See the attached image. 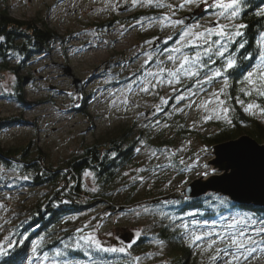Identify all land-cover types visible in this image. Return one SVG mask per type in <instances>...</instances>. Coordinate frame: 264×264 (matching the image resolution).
<instances>
[{"label":"rangeland","instance_id":"1","mask_svg":"<svg viewBox=\"0 0 264 264\" xmlns=\"http://www.w3.org/2000/svg\"><path fill=\"white\" fill-rule=\"evenodd\" d=\"M162 2L177 6L183 0ZM197 3L199 6L175 7L172 18L180 19L185 15L184 22L187 24V14L195 13L197 20L190 25H207L213 21L212 10L206 11L207 5L202 0H197ZM0 9L6 10L14 19L42 22L59 38L44 54L26 60L18 69V73L25 77L23 89L26 101L31 105L21 108L10 98L14 76L3 74L0 117H16L19 123L0 131V147L23 145L34 139L53 166H62L70 156L80 153L84 146L113 135L120 127L130 126L147 131L154 139L151 145L143 141L136 145L134 162L122 173L119 187L110 195L113 203L97 202L84 214L65 223L58 237L66 236L68 247L55 246L51 256L46 250L40 253L41 244L38 243V254L42 256L46 252L50 258L43 264H51L52 260L57 259V249L63 252L62 259L56 260L60 264H65V261L67 264H94L101 259L99 254L106 251L83 241L77 247V238L90 234L100 242L101 248L123 247L125 251L121 253L128 254L140 236L154 231L159 219L179 227L185 244H190V241L181 224L188 223L189 230L196 227L198 231H208L211 223L209 227H202L203 223L195 220L190 212L176 215L171 211L170 201H174L172 198L177 200L175 195L185 198L182 189L195 179L204 177L206 180L223 173L210 164L213 147L208 150L195 139L180 140L177 136L173 146L167 147L159 143L158 135L162 133L166 138H173L177 121L199 133L209 132L210 123L216 119L205 122L202 116L206 113L195 105L213 90L221 88L223 82L216 80L205 93L181 101L172 98L175 93L167 83L158 85L148 93L141 92L134 84V74L138 76L145 67L153 70L156 67L152 62L142 67L146 57L141 53L151 50L145 42L156 43L162 39V47L155 46L162 51L173 47L179 39L177 32L181 26L162 27L158 22L150 23L148 19L171 14L173 10L141 2L134 5L133 0H0ZM142 11H157L158 15L143 17ZM170 36L172 39H168ZM87 46L97 47L99 55L95 58L85 57ZM159 59L165 57L160 55ZM166 66L172 67L171 63H166ZM67 68L70 74L66 72ZM73 79L81 81L80 91H76ZM186 81L175 87L183 90L185 85H189ZM130 83L133 84L131 92L127 89ZM161 97L167 99L168 103L161 105L162 111L155 112ZM125 99L128 101L126 104L123 103ZM190 103L192 107H187ZM174 158L179 162L183 159L184 164L176 167ZM189 164L194 166L186 169ZM204 165H207V169ZM205 171L208 175H203ZM86 172L90 175H85ZM86 172L83 175L85 188L94 191L93 175L90 171ZM22 180L23 177L13 168L0 163V242L4 241L5 233L19 217L27 216L37 198L49 192L48 187L30 186ZM113 204L117 205L115 210L111 207ZM231 217L239 219L244 214L233 212L227 216L220 215L216 218L215 228L211 230L224 232ZM193 221L196 223L193 224ZM78 229L81 231L77 232ZM123 237L128 240L127 243ZM211 239L216 237L212 236ZM224 246V243H217L208 248V241L203 240L191 246V249L198 257V264H228L232 252L228 255L221 252L217 260L211 259L217 255L216 248ZM32 247L20 264H33L30 260ZM67 249L81 251L83 257L65 256ZM163 256L164 247L154 239L149 241L148 249L138 253L137 264H161ZM67 258L75 259L70 261ZM239 264H264V252L257 251L248 259L241 256Z\"/></svg>","mask_w":264,"mask_h":264},{"label":"trees","instance_id":"2","mask_svg":"<svg viewBox=\"0 0 264 264\" xmlns=\"http://www.w3.org/2000/svg\"><path fill=\"white\" fill-rule=\"evenodd\" d=\"M261 10H264V0H243L240 14L235 19L236 23L246 25L242 30L243 36L237 38L246 43L242 49H238V45L229 48L237 60V67L228 72L229 87L226 90L227 95L232 98L228 101L229 106L234 109L230 113L232 123L227 124L216 119L210 123V131L202 134L177 121L173 128V138H166L160 133L159 143L171 147L177 136L180 140L195 139L209 150L217 144L247 135L259 144H264V115L260 114L258 109L253 110L255 114L245 112L235 100L239 96L245 104L255 101L264 107V97H256L255 94L245 96L239 91L240 88L246 87L242 83L243 75L258 63L261 47L258 40L260 33L264 32V17L257 15ZM142 12L143 17L158 15L157 11ZM0 37L4 38L0 40V83L4 73L12 74L14 80L10 98L21 108H25L31 103L26 101L23 89L25 77L18 73V69L26 60L44 54L59 38L42 22L14 19L4 9H0ZM219 65L218 60L217 66ZM217 80L223 82L222 78ZM18 123L19 118L0 117V131ZM153 140L147 131L130 126L120 127L113 135L84 146L80 153L70 156L62 166H53L34 143V139L23 145L0 147L2 165L13 168L27 185L49 188V192L41 195L40 199L37 198L35 204L29 208L27 216L19 217L5 233L17 243L9 255L0 256V264H20L29 248L36 242L41 244L40 253L46 250L51 256L55 246L68 245L66 236L58 237L63 232L65 223L84 214L87 208L97 202L113 203L110 195L119 187L122 173L134 162L136 145L141 141L151 145ZM173 160V164L180 168L179 160ZM86 171L93 175L96 188L94 191L85 188L83 175ZM175 197L177 200L172 198L174 201H170L171 211L179 216L190 212L194 219L201 223L208 221V224H217L218 216L231 215L233 212L257 220L264 218V208L239 205L219 193L187 199L177 195ZM224 200L227 203H221ZM111 207L115 210L117 205L113 204ZM164 220L157 221L151 234L140 236L132 244L128 254L106 251L99 254L101 259L94 264H137L138 253L148 249L149 241L154 239L163 242L161 244L164 247V256L161 264H198V257L194 255L190 244L184 243L182 230ZM21 240L23 244L19 243ZM65 256L83 257V254L81 251L67 249ZM61 259L62 257H57L56 260ZM67 259L72 261L75 258Z\"/></svg>","mask_w":264,"mask_h":264},{"label":"snow or ice","instance_id":"3","mask_svg":"<svg viewBox=\"0 0 264 264\" xmlns=\"http://www.w3.org/2000/svg\"><path fill=\"white\" fill-rule=\"evenodd\" d=\"M137 2L147 4L148 6H155L157 8L167 7L172 9L171 14H165L160 17L148 18L150 23H159L162 27L165 25H171L172 27L181 26L177 35L179 39L175 41V45L171 48H165L162 51L154 47V41H146L145 43L150 46V51L141 53L146 58L142 67L147 66L150 62L155 63L156 67L153 70L150 67H145V70L138 76L134 74V84L139 87V90L144 93H148L158 85L167 83L172 87L175 93L173 99L177 101L191 100L192 97L203 94L207 88L212 85L218 78L223 79V86L219 89L213 90L207 98L203 99L195 106L198 109H202L206 115L202 116V119L206 122L210 119L223 120L227 124H231L230 113L234 111L228 104V101L232 98L227 95V88L229 87L228 72L230 69L237 67V60L229 48L232 45H238V49H242L245 46L244 41L237 38L243 36V29L246 27L244 24L234 23L236 17L240 14L243 0H202L207 5L206 11L212 10V15L215 17L213 21L207 25H201L199 23L188 25L181 19H173L175 7H185L190 4H199L197 0H183V2L177 6L172 4H164L162 0H133L135 5ZM257 15L264 17V10H261ZM223 21V22H221ZM140 23V21H137ZM215 37V39H214ZM0 37V40H3ZM172 39V37H168ZM107 43V42H105ZM166 43V42H165ZM260 52L258 56V63L252 68L251 71H247L243 75L242 83L246 87L239 89L245 96L264 97V32L260 33L258 40ZM187 50V51H186ZM163 55L165 59H159V56ZM251 59V57H245ZM220 61V65L217 66V61ZM166 63H171L172 67H167ZM184 80L192 81L191 84L185 85L183 90H179L175 85L182 84ZM129 92L133 90V84L127 85ZM71 95V94H70ZM221 97H225L222 99ZM236 103L243 107L245 112L255 114L254 109H258L260 114L264 115V107L257 104L255 101L245 104L243 100L237 96L235 98ZM125 99L123 103H127ZM168 103V100L164 97L160 98V105L155 106V112H160L163 109L161 105ZM193 103H195L193 101ZM187 107H192V103ZM182 111V109H177ZM157 124L160 121H156ZM167 126V125H165ZM206 151V149L204 150ZM155 155V153H153ZM184 164L183 159L180 161ZM194 164L186 165V169H190ZM157 167H161L157 165ZM207 169V165H204ZM185 169V170H186ZM90 175V173H85ZM203 175H208L205 171ZM26 179V177H25ZM95 190V189H93ZM187 199V196L185 197ZM221 203H227L226 200ZM193 224L196 222L193 221ZM188 234L190 246L196 245L197 242L207 240L208 248H212L217 243H224L223 248H216V256L211 257L212 260H217L219 253L223 252L228 255L232 252L231 259L228 264H239L240 257L248 259L249 256H253L257 251L264 252V218L257 220L251 216H244L242 218L231 217L230 222L225 226L224 232H213L211 229L215 228L213 223L210 227L208 221H204L202 227H209L208 231H198L196 227L189 230V224L184 223L180 225ZM251 229V234H249ZM81 230L78 229L77 232ZM139 236V233H137ZM215 236L216 239H211ZM255 237H261L256 239ZM83 241L85 244L95 245L97 249L102 251L112 252H124L125 249L121 248H101L100 242L95 239L94 235L79 236L77 238V247L79 242ZM16 241L11 240L9 237H5L3 242H0V256H7L11 249L16 245ZM23 244V240L19 241ZM160 243H163L162 241ZM131 245H129L130 247ZM68 247V245H65ZM39 244L34 243L31 249L32 257L30 260L33 264H43L44 261H48L50 258L48 253L43 255L38 254ZM56 257L63 256V252L59 249L55 251ZM139 259L138 257L136 258ZM51 264H59L58 261L52 260ZM65 264L67 262L65 261Z\"/></svg>","mask_w":264,"mask_h":264},{"label":"water","instance_id":"4","mask_svg":"<svg viewBox=\"0 0 264 264\" xmlns=\"http://www.w3.org/2000/svg\"><path fill=\"white\" fill-rule=\"evenodd\" d=\"M187 16V24L196 19L194 13ZM157 42L160 45L162 40ZM65 70L70 74L68 68ZM73 83L76 91H80L81 81L73 79ZM211 151L213 159L210 164L223 173L206 180L204 177L197 178L182 189L181 193L187 198H197L208 192L219 193L233 203L264 208V144L243 135L217 144Z\"/></svg>","mask_w":264,"mask_h":264},{"label":"bare ground","instance_id":"5","mask_svg":"<svg viewBox=\"0 0 264 264\" xmlns=\"http://www.w3.org/2000/svg\"><path fill=\"white\" fill-rule=\"evenodd\" d=\"M113 39L116 42V38L114 37ZM84 52H86V53H84V56L87 58H95L100 53L98 51V48L95 46H87V48H85ZM219 261H221V259Z\"/></svg>","mask_w":264,"mask_h":264},{"label":"flooded vegetation","instance_id":"6","mask_svg":"<svg viewBox=\"0 0 264 264\" xmlns=\"http://www.w3.org/2000/svg\"><path fill=\"white\" fill-rule=\"evenodd\" d=\"M184 17H185V15H184V16H182L180 19L184 21Z\"/></svg>","mask_w":264,"mask_h":264}]
</instances>
